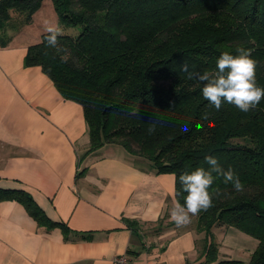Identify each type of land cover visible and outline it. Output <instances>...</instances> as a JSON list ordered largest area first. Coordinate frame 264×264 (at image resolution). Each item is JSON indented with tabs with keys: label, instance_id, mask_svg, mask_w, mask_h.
I'll use <instances>...</instances> for the list:
<instances>
[{
	"label": "trees",
	"instance_id": "obj_1",
	"mask_svg": "<svg viewBox=\"0 0 264 264\" xmlns=\"http://www.w3.org/2000/svg\"><path fill=\"white\" fill-rule=\"evenodd\" d=\"M44 1L0 0L1 42L31 24ZM52 2L59 26L81 31L58 38L68 49L59 54L47 46L44 34L30 47L25 65L41 67L64 99L82 106L88 153L107 144L122 146L156 174L173 175L181 205L187 193L179 177L208 170L205 158L215 157L225 171L238 175L244 190L216 179L210 189L219 190L213 206L196 215L204 234L199 264H245L219 260L214 232L231 228L258 241L247 264H264V99L248 112L227 102L216 110L203 98V84L181 71L187 63L190 72H214L223 52L238 55L242 47L258 62L256 83L264 88V0ZM134 108L137 115L131 114ZM4 199L20 201L40 225L60 227L68 238V227L49 221L24 191L0 190Z\"/></svg>",
	"mask_w": 264,
	"mask_h": 264
},
{
	"label": "crops",
	"instance_id": "obj_2",
	"mask_svg": "<svg viewBox=\"0 0 264 264\" xmlns=\"http://www.w3.org/2000/svg\"><path fill=\"white\" fill-rule=\"evenodd\" d=\"M45 22L59 25L52 0L0 40V190L24 191L70 232L40 225L16 199L0 200V264H112L123 254L141 264H199L197 216L180 227L170 218L174 176L118 144L88 153L82 106L64 99L41 67L25 65Z\"/></svg>",
	"mask_w": 264,
	"mask_h": 264
},
{
	"label": "clouds",
	"instance_id": "obj_3",
	"mask_svg": "<svg viewBox=\"0 0 264 264\" xmlns=\"http://www.w3.org/2000/svg\"><path fill=\"white\" fill-rule=\"evenodd\" d=\"M45 31L48 33V47L56 49L58 54L68 52L67 48L59 46L58 38L64 34V30L58 24L45 22ZM61 58L66 61L68 56L63 55ZM257 64L251 56V49L241 47L238 55L223 52L216 62L214 72L193 73L189 71L187 63L181 66V71L188 74V79H196L203 84V98L214 105L216 110H220L222 104L227 102L242 112H248L264 99V88L258 87L256 83ZM131 114L137 115L138 109L134 108ZM196 127L200 130L203 125L197 124ZM188 130L187 124L182 125V131ZM148 131L150 134L155 131V123ZM205 162L210 166L208 170L198 168L179 177L183 192L187 195L184 197V205L176 203L170 211V218L178 227L189 224L192 216L213 206V197L219 194V190L210 189L217 178L223 177V183H231L238 192L244 190L238 175L231 168L225 171L213 156H207ZM175 195L179 196L181 193L177 192Z\"/></svg>",
	"mask_w": 264,
	"mask_h": 264
},
{
	"label": "rangeland",
	"instance_id": "obj_4",
	"mask_svg": "<svg viewBox=\"0 0 264 264\" xmlns=\"http://www.w3.org/2000/svg\"><path fill=\"white\" fill-rule=\"evenodd\" d=\"M61 28L64 30L63 35H70L74 37H77L81 31L80 28L74 27ZM10 33L11 32H9V35ZM214 233L215 241L219 244V260H238L247 264L249 263L251 254L258 247V241L256 239L234 228L229 230L217 229Z\"/></svg>",
	"mask_w": 264,
	"mask_h": 264
},
{
	"label": "built area",
	"instance_id": "obj_5",
	"mask_svg": "<svg viewBox=\"0 0 264 264\" xmlns=\"http://www.w3.org/2000/svg\"><path fill=\"white\" fill-rule=\"evenodd\" d=\"M112 264H141L128 254L118 255L113 258Z\"/></svg>",
	"mask_w": 264,
	"mask_h": 264
}]
</instances>
